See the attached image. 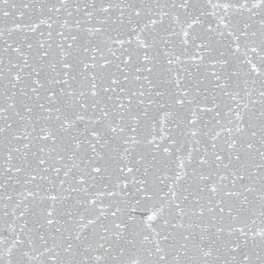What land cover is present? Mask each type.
<instances>
[{
    "label": "snow or ice",
    "instance_id": "6c2138e0",
    "mask_svg": "<svg viewBox=\"0 0 264 264\" xmlns=\"http://www.w3.org/2000/svg\"><path fill=\"white\" fill-rule=\"evenodd\" d=\"M0 264H264V0H0Z\"/></svg>",
    "mask_w": 264,
    "mask_h": 264
}]
</instances>
